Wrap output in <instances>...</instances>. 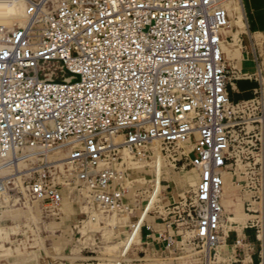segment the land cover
<instances>
[{
    "label": "built area",
    "instance_id": "built-area-1",
    "mask_svg": "<svg viewBox=\"0 0 264 264\" xmlns=\"http://www.w3.org/2000/svg\"><path fill=\"white\" fill-rule=\"evenodd\" d=\"M227 1L30 0L24 25L0 19V171L37 155L44 165L23 181L31 197L61 203L62 175L122 212L121 148L142 158L155 143L198 171L166 210L212 264L228 169L264 198V68L247 74L252 98L230 99L240 73L224 52Z\"/></svg>",
    "mask_w": 264,
    "mask_h": 264
},
{
    "label": "rangeland",
    "instance_id": "rangeland-1",
    "mask_svg": "<svg viewBox=\"0 0 264 264\" xmlns=\"http://www.w3.org/2000/svg\"><path fill=\"white\" fill-rule=\"evenodd\" d=\"M60 1L50 0L47 8L53 9ZM19 3L18 0H0V19L10 26L24 25L28 3H23V16H9L6 12L8 5ZM226 6L231 15V25L235 15L240 21L239 1H227ZM152 146L155 153L142 158L135 157L127 148H121L124 158L116 167L123 174L119 182L125 191L127 209L122 212L97 203L91 190H78L81 187L77 181L70 179L71 184L67 186V179L61 175L58 181L62 201L79 205L84 214L82 221L71 224L61 220V203L34 199L23 183L35 169L44 165L39 156L20 161L16 168L19 172L14 169L0 171L3 183L0 187V264H206L208 245L195 241L190 233L165 254L150 255L144 250L139 235L127 242L138 214L163 212L165 204L178 201L179 194H190L195 187L193 173L198 172L196 169L183 166L182 162L175 164L171 156L161 154L158 145ZM125 149L128 152L124 153ZM161 161L169 179L157 177L154 182H149L153 174L152 164ZM64 167L61 169L66 173ZM233 172L229 168L225 173L223 204L227 216L229 208L232 211L237 208L234 211L236 215H240L242 210L241 204L234 202H241V189L244 188L238 185L236 178H241L239 174L234 175Z\"/></svg>",
    "mask_w": 264,
    "mask_h": 264
},
{
    "label": "crops",
    "instance_id": "crops-1",
    "mask_svg": "<svg viewBox=\"0 0 264 264\" xmlns=\"http://www.w3.org/2000/svg\"><path fill=\"white\" fill-rule=\"evenodd\" d=\"M238 1L241 24L235 15L231 25L230 15L229 26L223 31L225 57L233 70L240 73L227 86L232 101L247 100L254 96L258 80L247 74L257 73L264 68V0ZM193 174L196 185L199 175L198 172ZM183 181L187 182L185 179ZM241 192V202H234L241 204L240 215L234 212L237 208H233L234 211L229 208L227 216L224 207V222L215 264H264V198L253 189L244 188ZM248 202L252 203L255 212L247 211ZM61 204V220L64 223L83 220L84 214L79 205L70 201H61ZM174 217L166 210V204L163 212H142L135 217L137 220L133 226L139 227L136 237L140 235L143 248L150 255L165 254L176 242L184 240L186 233L174 224ZM170 236L172 240H169Z\"/></svg>",
    "mask_w": 264,
    "mask_h": 264
},
{
    "label": "bare ground",
    "instance_id": "bare-ground-1",
    "mask_svg": "<svg viewBox=\"0 0 264 264\" xmlns=\"http://www.w3.org/2000/svg\"><path fill=\"white\" fill-rule=\"evenodd\" d=\"M17 1V0H16ZM20 3V5H17V4H10V5H8V8L6 9V12L9 14V16L10 15H12V16H23L24 15V12H25V10H24V4L23 3H29L30 2V0H18ZM231 1V0H230ZM1 5V4H0ZM17 5V6H16ZM1 8H3V7H1ZM27 8H28V6H27ZM2 10H5V9H2ZM26 13H27V9H26ZM26 13H25V17H26ZM3 16V15H2ZM8 16V15H7ZM4 17V16H3ZM6 17V16H5ZM25 23H26V21H25ZM24 23V24H25ZM153 145H157V144H153ZM125 152H128V150L127 149H125L124 150V153ZM126 156V155H125ZM61 166H63V162L61 161V159H60V163H59ZM135 164V163H134ZM158 165V166H157ZM152 168H153V174H152V176H151V179L150 180H148L149 182H154V180H155V178H157V177H161V178H165V179H169V174L165 171V170H163V167H162V161L161 162H159L158 164H156V163H153L152 164ZM151 168V169H152ZM165 171V172H164ZM150 172V171H149ZM198 175V174H197ZM174 177V176H173ZM196 178H197V176H196ZM192 179V178H191ZM199 180V179H198ZM198 182V181H197ZM194 183H195V179H194ZM193 183V184H194ZM2 182L0 181V187L2 186ZM192 184V183H191ZM138 231H139V227H136V226H133V232H131L130 233V237L128 238V240H127V242H131L132 240H134V238L133 237H136V235L138 234ZM140 236V235H139ZM208 250H209V252H210V249H209V247L207 248ZM206 256H207V258H209V253L207 254V250H206Z\"/></svg>",
    "mask_w": 264,
    "mask_h": 264
}]
</instances>
